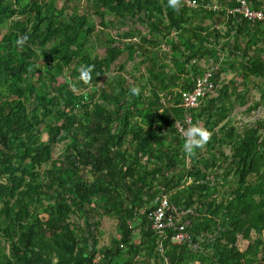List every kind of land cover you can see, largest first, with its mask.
<instances>
[{
  "label": "trees",
  "instance_id": "1",
  "mask_svg": "<svg viewBox=\"0 0 264 264\" xmlns=\"http://www.w3.org/2000/svg\"><path fill=\"white\" fill-rule=\"evenodd\" d=\"M250 1L264 10V0ZM88 2L91 14L72 0H0V264H264V116L241 128L232 120L248 84L260 90L250 108L264 105V20L176 11L167 0ZM97 14L120 23L103 56L89 48ZM130 49L149 64L140 82L125 78V62L114 72ZM221 56L217 95L189 109L210 138L187 153L181 95L204 58ZM225 66L234 76L222 82ZM163 195L194 247L151 228L147 212ZM97 214L116 220L109 245L99 246Z\"/></svg>",
  "mask_w": 264,
  "mask_h": 264
},
{
  "label": "built area",
  "instance_id": "2",
  "mask_svg": "<svg viewBox=\"0 0 264 264\" xmlns=\"http://www.w3.org/2000/svg\"><path fill=\"white\" fill-rule=\"evenodd\" d=\"M181 4L191 9L202 7L205 10L213 12L224 11L227 15L239 16L246 18L252 22L264 20V10L255 8L250 0H229L227 2L217 0H181ZM176 34V32H173ZM223 57L218 58L214 63L204 68L194 80L193 87L182 93L181 106L185 109V115L182 120L176 122L177 131L181 135L180 128H187L189 123H195L193 115L189 112L190 108H197L202 105L203 99L208 95H217L218 83L214 78V73L222 65ZM178 125L180 127H178ZM150 226L157 231L170 243L175 245L187 244L191 247L195 246L191 233L186 230V222L183 223L182 214L178 213L177 208L172 206L168 196H158L153 201V205L147 212ZM173 232L168 235V232ZM161 242L158 244V250L163 251Z\"/></svg>",
  "mask_w": 264,
  "mask_h": 264
},
{
  "label": "rangeland",
  "instance_id": "3",
  "mask_svg": "<svg viewBox=\"0 0 264 264\" xmlns=\"http://www.w3.org/2000/svg\"><path fill=\"white\" fill-rule=\"evenodd\" d=\"M219 1V0H217ZM72 4L73 7L77 8V12L79 13H85L88 9L87 6L89 5V11L87 13L94 12L96 7L92 6L91 4L88 2V0H72ZM194 10V9H193ZM100 15H94V20H95V24H96V29L95 31L92 33L91 35V43H90V51L93 55H99V56H103L105 54V46H106V42H107V37L109 35L113 36V37H117L118 34V28L120 26V23L118 20H116V17L113 16H107L106 17V22L108 21V23H106L105 25H103L101 23L102 19L99 17ZM200 20V19H198ZM214 21V18H205V24H210ZM215 23V22H214ZM216 25V23L214 24ZM137 28L141 29L142 32H146L147 29L145 28V26L143 25H135ZM130 36V35H129ZM122 40H131L132 38H122ZM130 42V41H128ZM168 57H170V55H167ZM141 56H138L137 53L134 51V49H130V50H125L122 55L119 57V60H117L116 62V66H115V71L114 72H118L119 70H116V67H119L121 62H125V68L123 69L124 71V76L125 78H128L130 81H137L140 82L141 81V74H144V64H142L141 61ZM217 59L214 58L213 59H208L206 58L205 60L202 61V66L203 68L207 67L209 64L214 63V61H216ZM75 66V63L71 65L72 69ZM226 67V72L223 74L224 79L222 80V82H227L228 80H230L231 78H233L234 75V70L231 69L230 67ZM138 68V69H137ZM126 72V73H125ZM65 75H61L59 76V81H64ZM244 83V80L242 81ZM239 85H241L239 87L240 90H242L243 92L246 90L244 86H242V84L240 83ZM250 92L248 94V101H246L244 104H240L238 101L235 102V107H234V111L232 112V114H234L232 116V120L237 124V126L239 128H241V126L245 123H249V122H253L255 119L257 118H261L262 115L264 116V105H260L258 108L255 109H251L250 107L255 104V102L258 100V98L260 97V90L258 88L252 87L251 84L246 85ZM165 101V99H164ZM49 120V119H48ZM69 143V140L66 139L63 142L57 143L54 146L53 149V156L54 158H57L59 156H61V153L65 150L66 145ZM226 152H228V148L226 147ZM44 214L42 213V216ZM96 217L100 220V230H101V234L99 235V246L102 245H109L113 239L114 236H116L118 234V231L116 229V220L115 218H111L107 215H100L97 214ZM253 237L256 236V234L253 232L252 233ZM248 241L245 239H240L239 241V246L241 248L245 247L247 245ZM197 264V262H196Z\"/></svg>",
  "mask_w": 264,
  "mask_h": 264
},
{
  "label": "clouds",
  "instance_id": "4",
  "mask_svg": "<svg viewBox=\"0 0 264 264\" xmlns=\"http://www.w3.org/2000/svg\"><path fill=\"white\" fill-rule=\"evenodd\" d=\"M167 4L172 9L179 11L181 7V0H167ZM28 37H19L16 41L17 44L22 45ZM90 68L80 69V78L87 82L90 79ZM134 95H139L141 88L139 86H134L130 89ZM178 127H180L178 125ZM181 135L184 137L183 150L187 153H193L195 149L202 147L210 138V132L201 126L199 122L189 123L187 128H180Z\"/></svg>",
  "mask_w": 264,
  "mask_h": 264
},
{
  "label": "crops",
  "instance_id": "5",
  "mask_svg": "<svg viewBox=\"0 0 264 264\" xmlns=\"http://www.w3.org/2000/svg\"><path fill=\"white\" fill-rule=\"evenodd\" d=\"M199 19V18H198ZM196 22V21H195ZM197 22L198 23H201L200 22V20H197ZM173 37L175 36L174 34H173V32H172V34H171ZM166 44H168L167 43V41H164V42H162V44H161V46H160V48H162L163 50H164V48H165V46H166ZM152 55H154V53H152ZM204 59H206V58H204ZM203 61V60H202ZM202 61L200 62V65H201V67H202ZM145 66H144V71H146L147 70V68H146V66L147 67H149V64L148 63H143ZM148 64V65H147ZM203 68V67H202ZM146 73V72H145ZM144 73V74H145ZM234 76V75H233ZM144 81H151V80H147V78L146 77H144L143 79H142V82H144ZM149 83V82H148ZM234 114H232V116H233Z\"/></svg>",
  "mask_w": 264,
  "mask_h": 264
}]
</instances>
